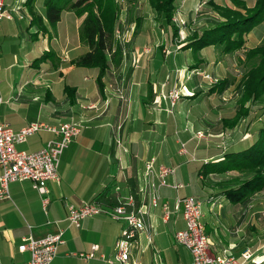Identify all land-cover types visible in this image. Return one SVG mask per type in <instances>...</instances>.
I'll list each match as a JSON object with an SVG mask.
<instances>
[{
    "label": "crops",
    "instance_id": "crops-1",
    "mask_svg": "<svg viewBox=\"0 0 264 264\" xmlns=\"http://www.w3.org/2000/svg\"><path fill=\"white\" fill-rule=\"evenodd\" d=\"M2 1L9 17H0V121L14 130L35 121L50 126L75 121L81 128L62 151L58 178L46 182L45 192L34 188L31 181L22 180L10 182L8 196L0 197V264H26L28 251L18 248L22 239L59 231L64 243L59 245L50 264H116L102 259L115 251V241L125 222L96 214L74 226L67 220V205L97 200L113 207L130 194L134 207L144 212L147 224V229L140 231L131 243V263L192 264L190 251L173 237L184 225L181 209L175 208V202L185 195L202 201V221L213 254L241 258L247 250L257 261V227L255 220L253 228L246 221L255 209L240 210L242 204L226 199L217 186L223 178H235L236 174L221 178L217 173L201 171L204 162L240 149L247 142L217 150L205 139L194 138L193 131L200 127L196 124L198 114L183 113L187 107L180 110L176 103L171 105L175 113L167 112L172 102L169 97L158 96L166 76L164 63L155 64L157 49L149 53L136 48L137 38L132 29L123 39L125 52L120 65L110 67L100 90L95 81L97 69L72 62L87 50L79 38L82 16L76 17L67 9L64 12L74 19L62 16L55 26L43 19L42 29L31 22L25 0ZM36 7L42 11L41 0H37ZM49 50L51 53L44 60L36 61ZM167 83L170 89L177 84L172 80ZM186 84V90L196 91L194 82ZM205 130L213 137L224 131L213 125ZM57 137L54 132L41 129L16 146L33 151ZM180 142L185 143L186 153H179ZM150 159L154 165L173 168L166 177L167 184L159 186L160 200L156 205H150L140 191L144 165ZM251 174H238L237 178ZM164 201L168 204L167 216L161 209ZM92 245H97L93 257L78 258L72 254L88 252ZM251 262L249 259L247 264H257Z\"/></svg>",
    "mask_w": 264,
    "mask_h": 264
},
{
    "label": "rangeland",
    "instance_id": "rangeland-1",
    "mask_svg": "<svg viewBox=\"0 0 264 264\" xmlns=\"http://www.w3.org/2000/svg\"><path fill=\"white\" fill-rule=\"evenodd\" d=\"M117 1L120 5L118 19L119 24L122 26L120 37L118 38L124 39L131 34L132 29L136 28L134 30L137 38L135 41L138 45L136 48H140V51H142V48H145V51L149 53L157 49L155 64L164 63L166 79L158 96L161 99L170 98L172 103L167 107V112L175 113L174 108L171 107L174 103V105H178L177 108L180 110H182L181 107H187V110L183 113H190V115L191 113L198 114L196 115L198 117L196 124H200V127L193 131L194 138L205 139L206 142L213 144V147L217 148V150L239 146L238 144L242 141L249 142V139L255 136L253 129L257 131V122H259L257 118L248 123L250 113L249 118L245 115H240L233 127L223 124L222 119L225 118L226 123H228L233 119L235 112L238 110V98L240 97V88L245 72L252 62L257 61L256 57L248 59L247 51L251 47L264 43V18L260 23L242 34L243 43L237 49L224 51L222 46L215 44L194 51L193 49L182 48L184 41L188 40L194 31H200L210 24L211 21L224 18L223 15L220 16L218 14V11L214 8V4L209 2L210 0H177L179 6L176 13L172 16L173 21L175 20L178 26V37L173 41L174 48H172V44L166 39V30L163 26L162 18L151 9L146 0ZM212 1L219 4V6H228L233 9L238 8L244 14V7H251L254 3V0H244L245 6H242L231 4L230 0ZM189 5L192 6L191 9H189ZM63 13L61 15L63 19L75 18L72 14ZM137 15H140L141 22L138 27H135L134 17ZM115 36L117 37V35ZM185 53L187 54L185 55ZM190 65H195V67H190ZM144 72H146L145 66L143 67ZM220 78L227 79L225 88L209 93L210 86ZM151 79L154 80L153 77ZM167 80H172V83L177 82V84L170 89ZM186 82L195 83V93L194 91L186 90ZM181 97H186L188 100L184 101L180 99ZM251 109V114H256L257 104L253 105ZM262 119L264 120V116H262ZM208 122L212 124L209 125L207 124ZM221 123L225 125L222 128L224 131L221 136L213 137L207 134L206 128L210 129L212 125L214 127H222ZM222 173L224 172H217L218 176L223 178L232 174H236V177L238 174L247 176L249 173H253V171L246 173L242 170L228 169L225 174ZM228 179L225 178V180ZM245 199L250 202L247 203L248 205L242 204L240 210L247 208L255 209V214L247 217L246 221L248 220L247 225L253 228L252 221L255 220L254 223L257 227V264H264V189L249 193ZM114 253L115 251L106 255L102 260L108 262V259H114ZM252 255L254 254L251 253V257ZM251 263L254 262L252 261Z\"/></svg>",
    "mask_w": 264,
    "mask_h": 264
},
{
    "label": "trees",
    "instance_id": "trees-1",
    "mask_svg": "<svg viewBox=\"0 0 264 264\" xmlns=\"http://www.w3.org/2000/svg\"><path fill=\"white\" fill-rule=\"evenodd\" d=\"M151 9L160 15L165 28L166 39L172 44L178 37V26L173 21L172 16L176 13L177 0H146ZM231 4L244 5V0H230ZM37 0H25L24 4L31 16V22L45 29L43 19H46L50 26H55L61 19L62 13L71 9L74 16L81 17L79 26V38L83 41L87 50L72 59L76 65L87 66L97 69L95 77L96 84L100 90L104 86V76L110 67H117L123 59L125 45L123 40L116 37V29L121 31L119 24L120 5L117 0H41L42 11H37ZM186 2V1H185ZM214 4L223 19H215L200 31H194L193 35L185 40L182 48L193 49L197 51L205 46L220 45L224 51L237 49L243 43L245 32L254 25L260 23L264 18V0H254L251 7H244L245 14L238 8L219 6V4L210 0ZM135 27L141 22L140 15L134 17ZM136 30V28H134ZM133 30V31H134ZM183 42V41H182ZM163 44V42H162ZM51 51L44 52L36 61L40 62L49 55ZM248 59L256 57L257 61L252 62L251 66L245 72L241 84L240 97L238 98V110L232 120L226 123L223 118V124L233 127L240 115H245L250 120L257 118V132L255 136L249 139V142L237 150L225 152L214 161L204 162L201 165L202 172H225L228 169L236 171H253L246 178L232 177L228 180H221L217 184L222 189V194L226 199L235 204H246V196L256 190L264 189V43L251 47L247 51ZM195 67V65H190ZM227 84V79H217L209 88V93L222 90ZM195 93V91H194ZM257 104L256 114L252 115V106ZM222 124V123H221ZM222 124L224 128L225 125ZM228 124V125H227Z\"/></svg>",
    "mask_w": 264,
    "mask_h": 264
},
{
    "label": "built area",
    "instance_id": "built-area-1",
    "mask_svg": "<svg viewBox=\"0 0 264 264\" xmlns=\"http://www.w3.org/2000/svg\"><path fill=\"white\" fill-rule=\"evenodd\" d=\"M9 17L0 0V17ZM175 21V20H174ZM120 37L119 29L115 31ZM121 39V38H120ZM123 40V39H121ZM145 50V48H143ZM2 95L0 92V104ZM81 124L75 121L62 122L58 126H50L43 122H30L18 130H14L7 123L0 121V197L8 196V184L13 181L29 180L32 186L40 192H45L46 182L57 179V168L62 151L79 133ZM46 129L58 135L49 139L42 147L25 151L17 148V144L26 140L34 132ZM179 153H186L185 143L180 142ZM173 168L168 165H154V160L146 161L143 170L144 183L140 191L144 193L150 205H156L159 200V186L166 185V177L172 174ZM155 178L157 179L155 182ZM180 186V184H173ZM67 220L74 226H80L81 220L87 216L104 214L112 219L123 220L125 226L121 229L115 241L114 259L110 263L133 264L130 262L131 243L138 233L147 229L143 218V211L134 207L133 195L126 200L119 201L113 207L102 205L97 200L83 201L79 205L68 204ZM175 208L181 209L184 225L174 232V241L186 247L191 253L192 264H247L251 257L249 251L242 252V258L237 259L231 254L216 255L211 252V241L202 221V201L193 195L178 197ZM164 216L169 213L167 202H161ZM64 243L62 231L47 234L44 237L28 236L22 239L18 248L28 251L29 259L26 264H50L57 254L58 247ZM97 245H92L88 252H73L80 258H89L95 255ZM104 258V256H102ZM257 263V261H254Z\"/></svg>",
    "mask_w": 264,
    "mask_h": 264
}]
</instances>
